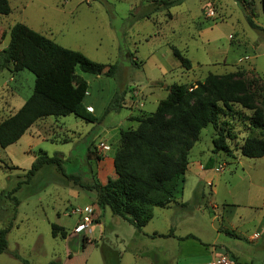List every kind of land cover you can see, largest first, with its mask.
<instances>
[{
	"label": "rangeland",
	"instance_id": "374dc122",
	"mask_svg": "<svg viewBox=\"0 0 264 264\" xmlns=\"http://www.w3.org/2000/svg\"><path fill=\"white\" fill-rule=\"evenodd\" d=\"M8 1L11 14L0 16V63L11 28L21 23L97 64L118 66L115 79L91 76L76 69L87 80L96 100V116L100 118L96 129L113 132L114 151L120 132L138 127L129 117L154 113L156 102L167 97L173 84L191 89L204 83L209 75L239 72L264 81V32L252 29L247 21L250 15L264 29L262 0H186L180 6L154 14L151 13L160 0ZM140 14L151 16L139 19ZM174 48L191 61L190 70L184 69L174 57ZM11 79L17 80L25 97L34 90L35 77L30 72L17 74L11 69L0 72V123L14 115L5 110L7 92L13 84L7 87L4 84ZM120 83L128 90L126 104L121 110L105 115L121 89ZM262 94L256 92L255 97L251 96L256 109L260 107ZM19 104L16 100V110ZM253 114V110L237 103L230 108L221 105L220 123L236 137L227 140L230 152H215L217 132L212 126L204 129L189 153V172L182 196L186 208L155 209L147 230L150 234L165 235L142 238L137 244L130 241L136 231L134 226L113 216L108 209L101 219L94 214L95 224L102 222L104 230L95 225L91 232L71 234L79 218L72 216V211L95 204L96 193L89 187L115 178V172L109 169L105 181L100 182L97 177L96 154L90 155L89 150L92 144V149L101 148L97 147L98 140L83 137L72 146L69 160L65 162L60 156L64 173L56 166H45L28 184L26 173L40 150L54 156L68 147L44 143L29 152L22 142H17L7 149L0 148V231L13 223L7 237L8 251L0 256V264H22L11 258L13 254L30 264L52 261L105 264L103 245L119 254L120 264H174L188 254L211 255L208 250L212 244L216 253L228 256L234 264H264V158L250 159L241 153L244 141L258 136L250 128ZM58 120L67 125L77 123L82 133L93 126L74 116ZM209 160L214 170L203 175L199 166L209 167ZM209 181L216 186L214 194L211 191L214 188L207 185ZM52 224L66 226L63 229L71 242L53 238ZM171 226L177 236L191 234L197 239H173L170 237L173 233H164ZM84 238L93 243L84 247Z\"/></svg>",
	"mask_w": 264,
	"mask_h": 264
},
{
	"label": "trees",
	"instance_id": "16d2710c",
	"mask_svg": "<svg viewBox=\"0 0 264 264\" xmlns=\"http://www.w3.org/2000/svg\"><path fill=\"white\" fill-rule=\"evenodd\" d=\"M185 1L160 0L151 14L170 10ZM262 3L264 8V0ZM9 14V1L0 0V16ZM150 16L140 14L139 19H148ZM247 21L252 29L264 32L250 15ZM173 52L184 69L192 68L191 61L180 50L174 48ZM77 68L91 76L113 79L117 77L119 69L117 65L102 66L80 52L63 48L24 24L17 23L11 28L9 43L3 50L0 72L9 69L17 74L28 71L34 75L35 85L24 106L0 123V148L7 149L16 144L37 121L44 118L73 115L87 124L98 121L79 99V91L73 88V84L83 82L76 75ZM104 68L107 70L103 73ZM120 88L105 115L125 106L128 90L122 83ZM168 90L167 97L159 102L154 113L130 119L138 123L136 129L120 132L119 146L114 156L117 178L109 179L105 185L96 182L89 187L90 191L96 193V205L102 211L108 209L113 216L122 218L139 232L151 222L155 209L168 208L182 196L189 153L204 129L212 126L217 132L215 152H230L227 140L236 137L227 133L220 123L221 105L230 108L232 103H237L254 111L250 128L257 131L258 136L248 137L241 153L250 159L264 158V81L261 78L250 79L244 72L209 75L204 83H198L194 88L173 84ZM256 92L263 93L258 109L253 107L252 97L256 96ZM60 156V153L49 156L40 152L26 173L25 183L28 184L45 166H56L64 173ZM212 168V161L209 167L205 166L206 170ZM12 229L13 223H10L0 231V255L8 251L7 237ZM51 230L53 238H68V233L56 224L51 225ZM188 239L197 238L189 235L179 240ZM89 243L93 241L84 238V247ZM101 250L105 264H120V256L116 251L105 245ZM13 257L22 264H30L18 254H13ZM49 264L61 263L52 261Z\"/></svg>",
	"mask_w": 264,
	"mask_h": 264
},
{
	"label": "crops",
	"instance_id": "0c3cea01",
	"mask_svg": "<svg viewBox=\"0 0 264 264\" xmlns=\"http://www.w3.org/2000/svg\"><path fill=\"white\" fill-rule=\"evenodd\" d=\"M76 75L83 81V82H81V83H83V87H81V85H82L81 83H75V84H73V88H76L77 91H79V94H80V97L78 96L79 99L84 103V105L87 107V109L89 111H91L96 116V114H97V108H96L97 105L96 104L97 103H96V100H94L92 98V95L89 91V84L83 76H81L77 73V71H76ZM16 81L17 80L11 79V80H8L4 84V86H6V87L9 86V84H11V85L13 84V88H11L9 90V92H7V93H9V95H8L9 100L6 103V109L5 110H7L9 113H12V114L14 113V115L24 106V104L27 100L26 97L31 96L30 95V96L25 97L23 94L22 87H19L17 85ZM34 85H35V83H34ZM16 100H18V102H20L19 110H16V108L14 106ZM159 102H156V104H157L156 107L158 106ZM71 116H73V115H71ZM69 117L70 116H68L67 118H69ZM52 118H54V117H48V118H44L42 120L37 121L18 142L19 143L22 142L25 149L29 152H32L35 147H41L44 143L52 144V145L53 144L54 145L55 144L56 145H58V144L66 145L68 147L66 150H64L62 152L61 151L58 152L64 157V161L66 162L67 160H69L72 157V152H73L72 146L77 144L83 137H85V136L90 137L91 136V138H93L94 141L95 140L99 141V144L97 146L98 148H99L100 144H104V145L106 144V146L109 148L108 150L102 149V148L95 150L94 148L92 149V147H94L93 146L94 144H92V146L89 150L90 155L96 154V156L94 155L95 156L94 157V159H95L94 164L96 165L97 170H98L97 177H98L99 181L100 182L105 181L104 178L106 177V175L108 173L107 169H109L110 171L113 170L115 172V170H114V156H115L117 149L114 151V146H115V144L113 142L114 135H113L112 131L103 132L104 130H101L98 132V130L96 129V126H97V123L99 122L100 118L97 117L98 121L95 124H93V126L88 127L86 130L83 129L84 130L83 133L81 132L79 125L77 123H74V125H67L65 123L60 122L58 120L59 118H54V119H52ZM63 118H66V117H63ZM74 118L78 119L75 116H74ZM130 118H132V117H129V119ZM78 120H80V119H78ZM61 137H63V138H61ZM104 140H106L105 143H103ZM118 142H119V140H118ZM118 146H119V143H118ZM40 152H45L49 155L47 150L46 151L40 150ZM97 152H98V155H97ZM210 160H213V159H210ZM210 160H209V163H211ZM216 166H217V162H215V160H214V167H216ZM199 167H200L201 173L203 175H206L205 174L206 171L209 172V171L214 170V168H212L210 170H206L202 166V164ZM215 169L217 172H219L217 168H215ZM188 172H189V168L187 170V173ZM187 173L185 175V179H187ZM116 178H117V175L115 173V178H112V179H116ZM107 182H108V180L105 183H103V185L107 184ZM207 185L210 188H212V187L214 188V190H211L212 193L214 194L216 192V186H214L212 181H209V183H207ZM182 196H183V194H182ZM182 196L179 199H181ZM179 199L176 202L172 203L169 208H171L172 206L178 207V208H182V207L186 208V206H184V205H186V202L183 201V198H182V201ZM94 203L95 204H88L85 207L92 206L95 208V206H97L96 200L94 201ZM96 209H97L96 215H97V217H100V219H101L103 211L98 206ZM77 221L74 223L73 229L76 226ZM149 224L145 228H143V230L140 232L137 230L133 231L132 236H131L132 239H130V241L137 244V242L139 240H141L142 238L154 239V238L158 237L159 235H160V237L162 235H165V234H158L157 232H153L150 234L149 231L147 230L149 227ZM95 225H99L101 230L105 229V226L103 225L102 222H100V224H98L96 222ZM262 225H263V222L261 223V226ZM58 226H60L62 228L66 227V226L65 227L61 226V225H58ZM94 226H92V227H94ZM73 229L71 231V234H73ZM174 229H175L174 226H171V228L167 232H164V233H169V234L173 233L170 236L173 239L184 238V237L191 235V234H188L186 236H177L175 231L173 232ZM90 232H91V229H90ZM151 235H154V236H151ZM63 240H64V242H68V243L71 242L70 238L63 239ZM212 245L214 246V244H212ZM213 246H211V248H209V250H208L211 253V255H208L205 257L204 255H199V254H188V255L182 256V258L177 260L174 264H219L223 255L219 254L218 252L216 253L215 248ZM126 248L128 249L127 245H126ZM69 254L70 253L67 254L68 257H69ZM11 258L15 259L13 256H11ZM15 260H17V259H15ZM121 264H122V262H121Z\"/></svg>",
	"mask_w": 264,
	"mask_h": 264
},
{
	"label": "built area",
	"instance_id": "2783aa9c",
	"mask_svg": "<svg viewBox=\"0 0 264 264\" xmlns=\"http://www.w3.org/2000/svg\"><path fill=\"white\" fill-rule=\"evenodd\" d=\"M101 148L108 150L104 144L100 145ZM95 208L92 206L85 207L82 210H73L72 216H78L77 224L73 230L74 235H81L87 231H90L91 227L95 225L94 220ZM219 264H234L233 261L228 257L223 255Z\"/></svg>",
	"mask_w": 264,
	"mask_h": 264
}]
</instances>
